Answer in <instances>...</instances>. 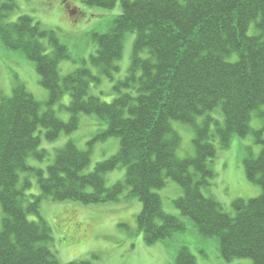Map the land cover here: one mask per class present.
I'll use <instances>...</instances> for the list:
<instances>
[{"label":"trees","instance_id":"obj_1","mask_svg":"<svg viewBox=\"0 0 264 264\" xmlns=\"http://www.w3.org/2000/svg\"><path fill=\"white\" fill-rule=\"evenodd\" d=\"M90 5L112 8L117 0H86ZM15 0H0V40L12 51L35 63L40 83L49 91V109L25 85L13 88L10 96L0 89V203L3 210L0 230V264H58L49 247L52 228L43 219L40 206L45 198L99 204L120 199L129 190L143 204L137 225L145 243L154 244L185 231L186 224L167 213L155 192L166 178L177 182L184 194L175 200L182 215L190 218L198 232L219 241L220 256L227 262L250 258L264 264V109L263 128L253 131L252 112L264 107V0H122L123 11L112 28L97 34V49L91 62L103 76L113 80L120 70L127 33H135L129 73L118 80L111 102L92 93L101 77L88 67L66 75L59 61L68 57L67 46L56 34L42 28L30 15L10 21ZM43 39L53 45L46 51ZM69 93L64 121L51 108ZM220 108L223 119L210 114ZM95 114L106 123L93 141L120 139L116 154L98 162L87 174L91 151L69 141L56 153L54 162L42 168L28 158L44 160L48 151L40 148L44 137L53 141L64 131L79 128L80 114ZM204 115L201 125L198 116ZM192 124L195 155L180 158L181 137L173 122ZM253 131L262 149L244 165L250 181L262 187L259 196L236 199L235 215L206 196L218 146H230L234 136ZM124 167V179L111 186L108 172ZM21 173H27L21 182ZM36 176L40 194L26 193ZM35 214L39 220H30ZM69 264H95L91 260ZM173 264H197L186 246L177 251Z\"/></svg>","mask_w":264,"mask_h":264},{"label":"rangeland","instance_id":"obj_2","mask_svg":"<svg viewBox=\"0 0 264 264\" xmlns=\"http://www.w3.org/2000/svg\"><path fill=\"white\" fill-rule=\"evenodd\" d=\"M16 9L10 14L9 20L16 21L21 15H30L42 28L53 31L60 42L68 49V57L59 61L61 75H66L81 67H88L101 77L100 83H93L91 91L102 100L111 102L117 96L113 87L118 80H123L129 73L131 55L135 33H127L123 54L118 65L120 70L111 80L103 76L99 69L91 62V56L97 49L95 36L108 32L114 18L123 11L122 0H117L112 8L90 5L86 0H15ZM46 51L52 53L54 47L48 39H43ZM25 85L41 103V111L49 109V91L40 83L35 63L23 53L6 49L0 40V89L4 96H10L13 88ZM71 96L66 93L63 98L51 108L64 121L70 119L67 109ZM264 107L252 112L250 126L253 131L263 128V117L260 111ZM210 114L223 119L218 107ZM204 115L198 116L196 123L204 122ZM174 129L181 137L177 155L180 158L193 157L195 149L193 140L196 130L192 124L173 122ZM106 128L95 114H80L79 128L71 133L62 132L60 136L49 141L44 137V129H38L42 142L40 148L48 151L44 160L33 156L28 163L47 171V167L54 162L56 153L73 141L81 150L91 151L90 164L83 170L87 174L101 162L116 154L120 147L118 137L93 141L98 133ZM251 131L246 136H234L230 146H218L217 156L212 167L216 172L208 187L203 188L206 196H212L219 201L225 212L235 215L232 203L238 199L257 197L262 187L247 177L244 159L256 158L262 149V144L256 141L255 133ZM126 169L118 168L108 172L106 183L113 185L124 179ZM27 173H21V182ZM32 185L26 193L40 194L37 177L30 175ZM161 197L165 212L180 218L185 224V231L176 232L172 237L154 244H147L137 225V216L143 208L142 202L135 195L126 190L119 200L99 204H83L78 201H53L43 199L40 212L43 219L52 228V240L49 247L57 256L58 264H69L71 261L91 260L95 264H173L177 251L186 246L195 255L197 264H251L250 258H238L230 262L220 256L219 241L215 237L201 235L192 220L182 215L175 206V200L184 194L183 188L171 178H166L165 186L156 189ZM30 220L38 221L35 214H29ZM3 210L0 203V230L2 228Z\"/></svg>","mask_w":264,"mask_h":264}]
</instances>
